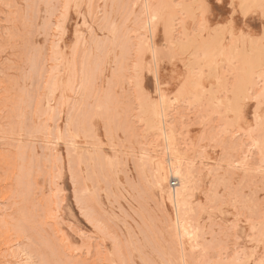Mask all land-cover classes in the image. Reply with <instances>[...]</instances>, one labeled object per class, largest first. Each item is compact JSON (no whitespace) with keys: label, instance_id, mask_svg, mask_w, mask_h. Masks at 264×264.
<instances>
[{"label":"rangeland","instance_id":"1","mask_svg":"<svg viewBox=\"0 0 264 264\" xmlns=\"http://www.w3.org/2000/svg\"><path fill=\"white\" fill-rule=\"evenodd\" d=\"M0 264H264V0H0Z\"/></svg>","mask_w":264,"mask_h":264},{"label":"bare ground","instance_id":"2","mask_svg":"<svg viewBox=\"0 0 264 264\" xmlns=\"http://www.w3.org/2000/svg\"><path fill=\"white\" fill-rule=\"evenodd\" d=\"M152 52H153V50H152ZM159 128H161L163 130V132H164L163 134L165 136L164 143H165L166 149H164V150L165 151L167 150L166 152L172 151L174 153L176 160H175V162H173V164L169 165L168 171L167 170L165 171V167L163 165L164 163H163V156L162 155H161V157H159V159L156 160L157 168H158V175L156 177V181L159 185L163 186V184L167 182V178H168L167 173H170L172 177L174 176L178 179L179 185L174 186L175 187V188L173 187L174 189H172V187H171V189H168L166 191V193H167V197H168L169 201L174 206L176 213L179 214V216H180V217H178V222H177V226H176L177 236H181V237L187 236L188 237V235H189L191 237L194 233L193 232L194 229H192L191 222H189L190 220L188 218H186V213L189 209L190 200H191L192 191H193V184H194V179H195L194 170L191 167L190 163L188 161H186V159L183 157L184 153L181 151L183 153V154H181L179 148L177 147V145H175L176 143L174 144L173 137H172L173 133L171 134L172 131H169V129L165 125H162V126L160 125ZM159 154H161V153H159ZM172 159L173 158L169 156L168 164L171 163Z\"/></svg>","mask_w":264,"mask_h":264},{"label":"built area","instance_id":"3","mask_svg":"<svg viewBox=\"0 0 264 264\" xmlns=\"http://www.w3.org/2000/svg\"><path fill=\"white\" fill-rule=\"evenodd\" d=\"M173 184H176V180L173 181Z\"/></svg>","mask_w":264,"mask_h":264}]
</instances>
